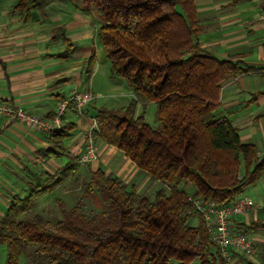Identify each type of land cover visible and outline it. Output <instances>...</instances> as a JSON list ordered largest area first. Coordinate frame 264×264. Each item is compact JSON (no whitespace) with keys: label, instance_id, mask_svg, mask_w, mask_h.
<instances>
[{"label":"trees","instance_id":"obj_1","mask_svg":"<svg viewBox=\"0 0 264 264\" xmlns=\"http://www.w3.org/2000/svg\"><path fill=\"white\" fill-rule=\"evenodd\" d=\"M47 1L18 0L14 9L28 20ZM81 1L100 20L97 38L111 77L123 78L132 93L125 106L97 109L93 137L115 146L162 186L152 196L141 195L133 184L98 168L90 172L85 192L95 197L99 212H86L79 200L68 210L59 203L57 221L26 215L35 199L79 169V156L73 158L25 196H10L0 218L3 264H21L29 248L46 264H226L192 200L229 204L264 178L257 147L242 142L218 113L222 83L261 68L236 56L220 59L201 45L194 0ZM88 63L87 74L93 57ZM151 103L155 125L145 119ZM64 116L61 128L48 134L53 157L66 153L64 141L75 129ZM261 227L254 221L237 231Z\"/></svg>","mask_w":264,"mask_h":264},{"label":"crops","instance_id":"obj_2","mask_svg":"<svg viewBox=\"0 0 264 264\" xmlns=\"http://www.w3.org/2000/svg\"><path fill=\"white\" fill-rule=\"evenodd\" d=\"M17 2L0 0V100L49 118L72 90L100 95L91 87L96 82L98 50L103 49L97 38L100 20L93 8L85 7L81 0H48L23 20L14 9ZM194 4L203 27L199 36L203 47L220 59L236 56L247 65L261 68L222 83L218 113L230 120L242 142L254 144L259 156L264 157V0H194ZM90 57L93 64L87 74ZM101 104L92 100L81 115L66 111L64 119L73 122L75 129L64 141L66 153L58 157L49 155L47 133L0 117V218L11 195L25 196L32 185L81 154L84 130L99 107L108 108ZM94 142L97 160L79 169L92 172L100 168L134 183L142 173L135 164L101 137ZM240 196L252 199L254 207L232 217L231 228L238 230L254 221L264 224V178ZM249 235L255 255L234 252L230 264L264 262V227Z\"/></svg>","mask_w":264,"mask_h":264},{"label":"built area","instance_id":"obj_3","mask_svg":"<svg viewBox=\"0 0 264 264\" xmlns=\"http://www.w3.org/2000/svg\"><path fill=\"white\" fill-rule=\"evenodd\" d=\"M94 98V95L85 89L72 90L49 118L23 109L12 102L0 100V117L18 121L32 131L50 134L61 128L62 118L69 105L76 114L81 115ZM96 130H98L96 121L92 119L83 132L85 144L78 158L82 165L89 164L98 158V147L93 137V132ZM192 202L197 211L202 214L207 231L226 264H230L234 252L251 257L255 255L256 249L250 235L233 230L230 225L232 217L245 214L254 207L252 199L240 196L232 203L222 206L214 203L205 204L200 199H194Z\"/></svg>","mask_w":264,"mask_h":264},{"label":"rangeland","instance_id":"obj_4","mask_svg":"<svg viewBox=\"0 0 264 264\" xmlns=\"http://www.w3.org/2000/svg\"><path fill=\"white\" fill-rule=\"evenodd\" d=\"M98 69L95 75V84L91 85L93 91L101 92L93 94L94 99H97V103L106 105L108 108H120L127 105L131 99L129 87L126 81L121 77L112 78L110 74V63L106 59L103 49L100 47L98 50ZM93 105V103H92ZM155 112L156 104L151 103L148 105L145 119L151 125H155ZM144 173H139L134 183L128 182L127 184L134 185L136 191L141 195L152 196L153 193L162 186L159 182H154ZM90 180V172L85 168L78 169L61 187H57L54 191L35 199L26 212V215L31 216L33 214H40L45 219L51 221H57L61 219V211L59 203H62L63 207L68 210L76 204L77 201H81L86 212L97 213L100 208L96 205L95 197L92 194H86V187ZM190 190V186H186ZM194 222V220H192ZM5 246H0V264H3L5 260ZM30 261L34 264H46L44 260L39 259L34 249L29 248L26 255L21 258V264ZM177 264V263H172ZM247 264V263H246Z\"/></svg>","mask_w":264,"mask_h":264}]
</instances>
